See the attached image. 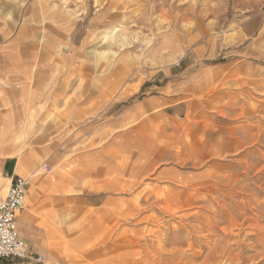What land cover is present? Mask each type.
<instances>
[{"label": "rangeland", "instance_id": "1", "mask_svg": "<svg viewBox=\"0 0 264 264\" xmlns=\"http://www.w3.org/2000/svg\"><path fill=\"white\" fill-rule=\"evenodd\" d=\"M2 53L44 264H264V0H0Z\"/></svg>", "mask_w": 264, "mask_h": 264}, {"label": "crops", "instance_id": "2", "mask_svg": "<svg viewBox=\"0 0 264 264\" xmlns=\"http://www.w3.org/2000/svg\"><path fill=\"white\" fill-rule=\"evenodd\" d=\"M103 12H107V6L104 7ZM105 26H107L106 23H104L103 27ZM64 28L66 29L65 26ZM105 38V35L99 37L95 34L91 40H96L95 42L100 44L105 41ZM84 44H87L86 40L83 42ZM68 48V46H64V51L62 52L63 60L68 57L65 51ZM32 58L31 54H0V151H5L1 170L5 181L0 184L1 191H4L5 186L17 175L32 176L38 166V163L31 155H27V158L24 157L20 160L15 155L9 154V151L13 148L10 143L23 140V138H19L22 135L21 132L14 131L15 126L21 123L22 120L32 117V91L30 87ZM115 71L116 68H113L110 72ZM191 102V100L186 102V105L189 106L188 112H192ZM23 124L26 126L25 123ZM164 149L165 147L161 148L160 152H163ZM151 160L147 161V166L152 163ZM145 169L148 170L147 167ZM37 184L38 180H34L31 188L33 193H35ZM30 187L31 183L29 184L27 193ZM26 199H28L27 194ZM41 204L43 205V202L38 203V205ZM50 225H53V218H47V226H44V223H40V221L35 222L29 212L25 213V205L17 216L18 231L35 252L38 251L32 245H39L41 243L39 239L41 240L51 235L53 226L50 227ZM20 264L23 263L20 262Z\"/></svg>", "mask_w": 264, "mask_h": 264}, {"label": "built area", "instance_id": "3", "mask_svg": "<svg viewBox=\"0 0 264 264\" xmlns=\"http://www.w3.org/2000/svg\"><path fill=\"white\" fill-rule=\"evenodd\" d=\"M49 165L43 166L48 171ZM31 176H15L4 191L0 190V260L44 264L42 254L33 251L18 231L17 216L23 209Z\"/></svg>", "mask_w": 264, "mask_h": 264}, {"label": "bare ground", "instance_id": "4", "mask_svg": "<svg viewBox=\"0 0 264 264\" xmlns=\"http://www.w3.org/2000/svg\"><path fill=\"white\" fill-rule=\"evenodd\" d=\"M223 154V151L220 153V155H222ZM232 154V153H231ZM220 157V156H219ZM214 175V174H213ZM217 187V186H216Z\"/></svg>", "mask_w": 264, "mask_h": 264}]
</instances>
